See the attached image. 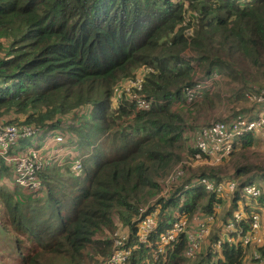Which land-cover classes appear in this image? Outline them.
I'll return each mask as SVG.
<instances>
[{"label":"trees","instance_id":"trees-1","mask_svg":"<svg viewBox=\"0 0 264 264\" xmlns=\"http://www.w3.org/2000/svg\"><path fill=\"white\" fill-rule=\"evenodd\" d=\"M138 75L139 90L114 94ZM223 77L235 112L221 121L257 117L264 106L247 95L264 89V0H0V128L35 130L6 155H25L37 137L40 145L58 137V165L69 164L63 142L75 153L87 151L91 161L90 167L74 162L72 177L70 164L50 169L63 179L48 174L45 160L55 155L42 153L40 188L31 192L16 179L18 187L8 184L15 164L0 154V264H102L116 248L113 233L126 230L121 247L132 249L147 216L156 219V229L149 244L131 251L127 264H185V235L162 253L157 244L174 212L193 220L221 202L203 185L190 187L202 179L215 186L233 183L235 191L209 235L214 243L225 231L220 249L209 247L195 264H241L248 250L226 225L242 209L245 222L234 224L247 230L254 206L239 202L246 186L256 184L260 195L253 201L264 207V163L260 155L251 160L245 154L262 150L258 135L234 142L228 176L222 168L205 166L191 174L183 167L188 178L173 183L168 199L152 202L184 156H204L195 135L209 123L197 129L186 124L185 114L197 103L213 110L223 100L210 86L192 102L185 91ZM138 99L150 108L137 109ZM49 131L57 134L48 138ZM257 252L261 262L255 263L264 264V244Z\"/></svg>","mask_w":264,"mask_h":264},{"label":"built area","instance_id":"built-area-1","mask_svg":"<svg viewBox=\"0 0 264 264\" xmlns=\"http://www.w3.org/2000/svg\"><path fill=\"white\" fill-rule=\"evenodd\" d=\"M186 34L191 36L192 29H186ZM215 77V76H214ZM140 77L135 78L133 81H129L128 85L124 87L126 92L130 88L140 89ZM211 85V80H201L193 88H189L185 91L186 100L189 102L194 101L200 96L201 90L203 88L209 87ZM248 99L252 104H258L264 106V89L258 90L255 88L248 95ZM136 107L139 110H147L150 108V102L138 99L136 102ZM34 129L31 127H26L21 130L14 126H5L0 128V154L4 155V158L7 162H12L15 164V175L16 181L19 185L25 186L29 191L34 192L40 188V184L36 179V173L41 171L43 166L42 156L39 151L35 150L36 154L33 156V153H29V149L23 157L26 159H21L22 156H17V159H10L7 157V151L11 148L17 141L26 136H32ZM248 133H255L261 139L264 140V109L261 113L255 118L239 117L231 122L224 121H213L210 122L207 126L201 128L196 135L195 144L196 149L206 158H209L210 161H213L215 164H218L222 159L226 158L233 151L234 142L245 136ZM60 139L57 137L54 139L53 143L59 142ZM33 162V163H30ZM75 169H80V165L75 164ZM183 165H177L164 179V191H162L156 199L152 202H157L159 199H168L170 197V190L173 183L179 181L183 177L185 170ZM197 185H203L207 192L222 194L224 190L234 193L235 185L230 183L224 185L223 187L219 185H213L208 180L202 179L196 182H193L190 185L191 188L196 187ZM260 195V190L256 184H251L246 186L240 192V198L244 200H254L257 199ZM182 201V200H181ZM219 205L216 206V209H219ZM257 209V210H256ZM259 207H253V212L250 217L246 220L248 223V228L244 231L241 228H236L235 224L239 225L242 221L245 222L244 217L242 218L240 213H234L233 220H230L226 225V230L231 233H236L245 248H250L252 253V260L254 262H261L260 255L257 252V248L261 247L264 244V216L258 211ZM215 220V213L204 215L202 219L198 221V228L194 235L188 236V248L185 253L187 258L193 257V255L198 252L201 242L207 236V228L205 224L207 222H213ZM157 226V221L153 216H147L140 220L137 229V241L135 248L138 245H147L148 238L152 232L155 231ZM186 219L182 213L179 211L174 212L173 221L170 223V228L160 236L159 242L157 244V252L162 253L166 246L171 243H174L177 236L186 231ZM121 232L117 231L113 233L112 241L115 250L108 257V259L102 264H127L130 257L131 249L121 247ZM221 242H216L214 246L220 247ZM250 252V250H248Z\"/></svg>","mask_w":264,"mask_h":264},{"label":"rangeland","instance_id":"rangeland-1","mask_svg":"<svg viewBox=\"0 0 264 264\" xmlns=\"http://www.w3.org/2000/svg\"><path fill=\"white\" fill-rule=\"evenodd\" d=\"M245 1H247V0H245ZM139 77H140V75L137 76V78H139ZM219 81H217V82H219V84H217V82L214 83L212 81L209 91L210 92H214L213 94H220L221 98H223L222 103L221 104L220 103L217 104L213 110H209L208 105H204L203 107H205V106H207V107L205 109H203V107H201L198 103L195 104L194 106H192L190 108L192 110H190L189 112H187L185 114V117H186L185 120H186V124L187 125L195 126V128L198 129V127H200V126H202L204 124H207V123H210V122H213V121L225 120L226 118H228L229 116L234 114L235 110L234 109L230 110V108H229L230 106L228 105L230 103V98H231V91H232L231 85L228 84L229 82L224 77L221 78ZM128 83H126L124 86L117 87V89L115 90L114 94L116 96H118L120 94L125 93L126 91L124 90V87H126L128 85ZM260 83L262 85H264V79L261 78L260 79ZM237 111H238V109H237ZM6 126H8V125H6ZM51 132L54 133V134H57V133H55L56 131H54V132L53 131H49L48 133H46L48 138L50 137V134H51V136L53 135ZM189 137H190L189 140L191 141V143L189 144V147L193 148V144L194 143L191 140V138H192L191 135ZM38 139H39V137H37L36 140H32L33 141L32 142V146L34 148H30L29 149V153L30 154L33 153V156L36 155V154H34V153H36L35 150L39 151L40 155L42 153H43V155H52V154L55 153V157L54 158H51L49 160H45V162L47 163L46 166L48 165V167H50L49 170L52 169V168H57L58 166H61V165L62 166H69V164H70V170H69V172L67 174H68V177H72V175H74V173L76 174V172H77V171L76 172L73 171L72 168H71V166H72V164L74 162H80L83 166H86V167H90L91 166V161L86 157L87 151H82V152L79 151L80 153H75L74 151L70 150V146H69L70 144H68L67 142H63L62 143V146H63L62 147L63 148V153L62 154H63V157L66 158V160L69 161V164L61 163L60 165H58V163L56 161V157L59 154H61V151L58 152L57 151L58 148L54 149L55 145H53V148H52L53 149V153L49 154L48 152H50L51 150H49L48 152L44 151L43 145L45 144V142H46V144H45L46 147H48V145H51L52 141L50 140V138L47 139V141L45 140L41 145H40V142H39L40 140H38ZM42 139H44V138H42ZM195 147H196V144H195ZM7 153H8V151H7ZM245 154L250 156L251 160H253V158L251 156L252 154L260 155V157H261L260 159L264 163V144L262 145V150L252 149V150H249ZM7 157L10 158V159H17L18 158L17 156H12V155H7ZM186 157L187 158H185V156H184V159H182L179 162V164L183 165L186 168H188V170H190L191 174L196 172L201 167H205V166H211V167H215V168L226 169L227 173L224 176H228L230 174V172H231L230 165H229V160L231 159V155H228L226 158L222 159L218 164H215L213 161H210L209 158H206L204 156L202 158H200V156H197L198 158H196V157L194 158V157H190V156L187 155ZM21 159H26V157L22 156ZM9 163H11V162H9ZM30 163H33V162H30ZM48 174L61 175V174H59V172L57 170H55V171H51L50 170V171H48ZM185 174H186V172L183 174V177L181 178L182 180L188 178ZM78 176L81 177L82 176V172H79ZM62 177H63V179L66 178L65 175H63ZM16 178H17L16 175L11 174L10 180L7 179V180H9L8 184L11 185V186H17L16 182H15ZM189 179H190V177H189ZM207 180L209 181V179H207ZM211 181L212 180H210L209 182H211ZM1 182L3 184H5L6 180H1ZM220 185L222 187L224 186L222 183H220ZM217 195H218V197H219V199L221 201L219 203V205H221L223 193L222 194H217ZM232 195H233V193L230 194V196H232ZM242 201H243V199L240 198L239 202L242 203ZM244 201L246 202V200H244ZM247 201L249 202V206H254L256 208L259 205L258 202H256V201H253V200H247ZM230 203H231V201H230ZM229 205L230 204H229V200H228V201H226V204L221 208V210H222L221 213L223 214V216L226 213V211L229 210V208H230ZM184 217L186 219L187 228H186V231L184 233H182V234L186 236L187 232L188 233L192 232V229L190 228L192 220L189 219L187 216H184ZM219 218H221V217H219ZM213 222H207L205 224V226H206V228L208 230L207 235L210 234V232H211V227H212V225H214ZM182 234H180V235H182ZM186 238H187V242H188V237H186ZM176 240H177V238H176ZM176 240H175V242H176ZM148 244H149V241H148ZM206 245H207V240H206L205 244H203L201 246V249L203 247H206ZM157 248H158V246H157ZM187 248H188V246H187ZM135 249H137V248L132 246L131 251L135 250ZM247 250H250V252L245 251L244 259H243L241 264H257V263H255L252 260L253 259L252 258V253L253 252L251 251V247L247 248ZM199 251H200V248H199L198 252H196L193 255V257H191L192 259L191 258H188L189 260L186 259L187 261H186L185 264H195L196 262L203 261L202 259L204 258V255H206L208 250L202 249L201 250L202 253L201 252L199 253ZM214 261H215V259H211V262H214ZM204 262H207V261H205V259H204Z\"/></svg>","mask_w":264,"mask_h":264},{"label":"crops","instance_id":"crops-1","mask_svg":"<svg viewBox=\"0 0 264 264\" xmlns=\"http://www.w3.org/2000/svg\"><path fill=\"white\" fill-rule=\"evenodd\" d=\"M53 145H55V148L54 149H56V144L55 143H53L52 142V144L51 145H48V147H46L45 145H43V149H44V151H49V150H51L50 152H48L49 154H52L53 153ZM46 152V153H47ZM52 155H55V153L54 154H52ZM230 198H231V196H230V193L228 192V190H224V192H223V195H222V203H221V205H219V204H217V205H219L220 207H219V209H216V206L217 205H215L214 206V208H213V212L215 213V221L213 222V224L214 225H212V227H211V231H212V229H213V227L214 226H220V224L222 223V217H224L223 216V214L221 213V208L226 204V201H230ZM261 214H262V216H264V207L262 208V207H260L259 206V210H258ZM237 213H240L241 214V216H242V218L243 217H245V214L243 213V211H242V209H240ZM225 215V214H224ZM204 216L201 214V213H199V214H197L196 216H194V218H193V220H192V223H191V229H192V232L191 233H188L187 232V234H186V237H188V236H192V235H194L195 233H196V231H197V228H198V221L200 220V219H202ZM219 217H221V218H219ZM219 218V219H218ZM223 226V225H222ZM118 230H120L123 234H126L127 233V231L126 230H124V229H118ZM211 233V232H210ZM210 234H208L205 238H204V240L201 242V244H200V251H199V253L201 252V250L202 249H208L209 247H212V252H216L217 250H219L218 249V247H216V246H214V244L216 243V242H222L223 241V239H224V237L226 236V234H225V231L224 230H221V239H217L216 241H214V243H213V245H212V243H210V241H209V236ZM208 237V238H207ZM206 240H207V245H206V247H203L202 249H201V246L203 245V244H205V242H206ZM202 253V252H201ZM192 259V258H191Z\"/></svg>","mask_w":264,"mask_h":264}]
</instances>
